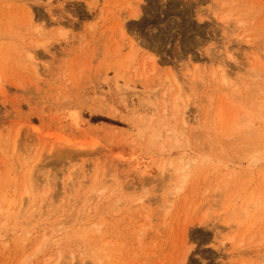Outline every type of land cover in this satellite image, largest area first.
I'll return each mask as SVG.
<instances>
[{
	"label": "rangeland",
	"instance_id": "obj_1",
	"mask_svg": "<svg viewBox=\"0 0 264 264\" xmlns=\"http://www.w3.org/2000/svg\"><path fill=\"white\" fill-rule=\"evenodd\" d=\"M0 264H264V0H0Z\"/></svg>",
	"mask_w": 264,
	"mask_h": 264
},
{
	"label": "bare ground",
	"instance_id": "obj_2",
	"mask_svg": "<svg viewBox=\"0 0 264 264\" xmlns=\"http://www.w3.org/2000/svg\"><path fill=\"white\" fill-rule=\"evenodd\" d=\"M127 108H128V107H126V111H127L128 113H130V114H139L140 111H141V108H135L134 110H127ZM186 114H187V113L184 112V113L182 114V117H181V125H182V129H185V127L187 126V124H188V122H189V120H188V115H186ZM113 186H116V187L119 188V185H118V181H117V180H115V181L113 182Z\"/></svg>",
	"mask_w": 264,
	"mask_h": 264
}]
</instances>
